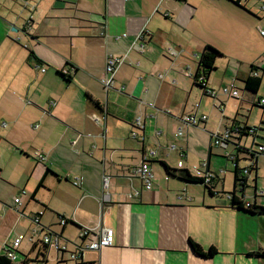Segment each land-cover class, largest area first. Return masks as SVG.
I'll return each mask as SVG.
<instances>
[{"label":"crops","instance_id":"obj_1","mask_svg":"<svg viewBox=\"0 0 264 264\" xmlns=\"http://www.w3.org/2000/svg\"><path fill=\"white\" fill-rule=\"evenodd\" d=\"M263 5L264 0H0V255L23 234L17 260L23 253L22 264L36 261L40 245L33 248V242L42 230L59 234L72 250L84 227L112 228L114 243L86 250L81 264H264V212H247L244 205L264 206V192L256 186L260 160L247 173L246 184L253 178L254 188L252 194L244 190L240 209L229 197L232 145L211 142L232 119L250 125L242 119L244 109L258 106L264 114V103H257L260 86L256 92L244 89L247 76L257 72L262 80L264 74ZM141 29L145 48L138 52L132 44ZM205 45L221 53L204 79L215 97L194 83ZM110 55L125 60L105 89L101 78ZM229 82L243 89L241 96L220 92ZM191 113L206 119L191 125L183 120ZM150 150L153 182L144 190L130 168ZM237 157L238 167H245L248 160ZM163 164L175 175H167ZM195 166L212 175L209 187L181 178L182 170L194 175ZM136 189L139 195L128 197ZM190 240L215 253L195 252ZM53 251L56 264H74Z\"/></svg>","mask_w":264,"mask_h":264},{"label":"built area","instance_id":"obj_2","mask_svg":"<svg viewBox=\"0 0 264 264\" xmlns=\"http://www.w3.org/2000/svg\"><path fill=\"white\" fill-rule=\"evenodd\" d=\"M262 12H264V5L260 8ZM259 34L264 36V27L259 29ZM125 34L121 35L124 36ZM146 36L145 29H141L137 34L136 41L132 44V49L142 52L145 48L144 39ZM115 38H119L116 36ZM168 54L170 56L176 55V51L174 49H169ZM125 60V56H108L106 63H105V75L101 78V83L105 89L111 87L114 79V73L117 67L122 64ZM261 65L260 68L264 69V58L260 61ZM258 68V67H257ZM253 75L256 76L257 72H253ZM198 81H204L202 77L198 78ZM220 92L233 98H237L240 96L239 90L237 85L234 82H229L224 84L220 87ZM205 95L210 97H215V92L210 88H205L204 90ZM261 103H264V98L261 99ZM195 107L198 108V103L195 104ZM217 108L221 109L222 105L220 103L217 104ZM206 119V115L202 114L200 116H196L195 113H191L183 117V120L191 125H198L201 121ZM136 126L143 127L141 122L137 120ZM181 134V129L178 128L176 131V135ZM227 137V130L223 134H214L212 136V145L214 146H226L224 139ZM174 145H172L173 147ZM154 150H150L146 156H143L140 164L137 166H133L130 168V172L137 176L142 182V189L149 190L151 189L152 182H153V174L149 167V157L154 154ZM39 158H43L42 155L37 154ZM178 167L182 166V161H178ZM194 176L201 178L203 183L206 186H210L212 175L208 172H203L198 167L195 166L194 168ZM74 185H78V181H73ZM108 178H103V186L107 187ZM140 193V189H136L133 192L128 194V197H137ZM15 207L14 209L18 211L21 206V198L19 196L14 198ZM245 207L248 208L250 206L249 201L244 203ZM32 222L37 225L38 218L32 217ZM60 224L64 225L65 221L60 219ZM44 233L42 234L40 242L47 244L48 246L53 247L58 254H66L67 258L71 260L74 264L79 261V258L82 257L83 252L86 250H99L103 247H108L113 245L114 243V231L112 228H101L99 230H93L89 228H80L78 232V240L74 244V248L72 250L68 249L67 241L61 237L57 233L50 232L49 230H42ZM25 235L18 234L11 242L7 243L3 247V254L9 260L14 261L18 258V249L20 246L21 241L24 239Z\"/></svg>","mask_w":264,"mask_h":264},{"label":"trees","instance_id":"obj_3","mask_svg":"<svg viewBox=\"0 0 264 264\" xmlns=\"http://www.w3.org/2000/svg\"><path fill=\"white\" fill-rule=\"evenodd\" d=\"M221 57V53L213 46L211 45H205L202 49L201 53L198 56V68L197 72L194 75V83L201 87L203 90H205V82L204 81H198L199 77H202L205 79L209 73L214 70L215 66V60ZM250 68H254L253 65H251ZM61 76H64L63 73L59 72ZM261 78L258 76H247V78L244 80V89L249 90L251 92H256L260 86ZM263 98V97H262ZM258 98L257 103H261V99ZM257 103H254V105H257ZM264 108V105L261 106ZM235 119H232V125L227 129V137L224 139L226 144L232 145V155L231 160L234 163L233 168V178H234V189L229 193V197L231 199V204L237 206L240 209H243V199H244V190L247 188V173H250L252 171L257 170V159L259 156H264V122L260 121L257 125H247L245 122H239L236 123L234 121ZM250 139V142L248 143ZM238 154L244 155L245 159L248 160V163L245 167L239 168L237 165V156ZM164 165L165 172L167 175L174 176L175 175V169L169 167L166 164ZM181 178L184 181L187 182H193V183H201L205 187L206 186L203 183V180L201 178L195 177L189 171L182 170L180 171ZM255 181V179L253 180ZM247 212L250 213H263L264 212V206H256L254 204H250V206L246 209ZM60 219H63L65 221V224L67 223V220L64 217H61ZM37 245H40V248L37 252V258L36 261H39L40 264H45L46 262V253L48 245L44 244L43 242L37 241L33 242V248L37 247ZM190 245L193 248V250L199 254L206 255V256H212L215 253L214 247H210L209 250L204 253L202 251V248L194 241L190 240ZM81 258H79V261L76 264H81L80 261ZM0 264H13L11 260H9L4 255H0ZM24 264H27L26 261H24Z\"/></svg>","mask_w":264,"mask_h":264},{"label":"rangeland","instance_id":"obj_4","mask_svg":"<svg viewBox=\"0 0 264 264\" xmlns=\"http://www.w3.org/2000/svg\"><path fill=\"white\" fill-rule=\"evenodd\" d=\"M262 14V13H261ZM259 60H257L256 62H258ZM213 75H215V72L213 73ZM262 80H261V84H260V88L258 90V95L261 97H264V74L262 75ZM236 84V83H235ZM237 85V84H236ZM242 88V87H241ZM239 90V89H238ZM242 91L243 89H241L239 91V93L241 92L240 96L242 95ZM225 95L219 94V98L221 100L222 97ZM228 98V97H227ZM233 100L231 98H228V101ZM224 101V100H223ZM226 101H224L225 103ZM215 109V108H214ZM216 110V109H215ZM217 111V110H216ZM261 109L258 106H250L247 109H244L242 114V119L246 120V122H248L250 125H257L259 123L260 120H262V122H264V114L263 116H261ZM218 112V111H217ZM219 113V112H218ZM261 118V119H260ZM260 119V120H259ZM250 142V139L248 141V143ZM260 160V169L258 171V178L256 179V186L258 188V190H261L264 192V156H259L258 157ZM229 169H231L229 167ZM228 169V170H229ZM227 178L229 179L231 177V173L228 172L227 174ZM232 178V177H231ZM253 178H250L249 180V184L247 185V188H245L246 192L252 194V190L254 188V183L252 182ZM23 247V245H22ZM54 249L50 248V252H48V259H47V263L46 264H56L55 260H54ZM22 255H20V259L23 258L22 256L24 255L23 253H20ZM33 254V253H32ZM34 255V254H33ZM20 259H16L13 261V264H22ZM68 264H70V262H67ZM29 264H40V262L35 261L34 259H32L31 261H29Z\"/></svg>","mask_w":264,"mask_h":264},{"label":"bare ground","instance_id":"obj_5","mask_svg":"<svg viewBox=\"0 0 264 264\" xmlns=\"http://www.w3.org/2000/svg\"><path fill=\"white\" fill-rule=\"evenodd\" d=\"M227 145V144H226ZM250 203V202H249ZM251 204V203H250ZM13 262V261H12Z\"/></svg>","mask_w":264,"mask_h":264}]
</instances>
